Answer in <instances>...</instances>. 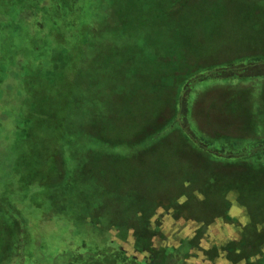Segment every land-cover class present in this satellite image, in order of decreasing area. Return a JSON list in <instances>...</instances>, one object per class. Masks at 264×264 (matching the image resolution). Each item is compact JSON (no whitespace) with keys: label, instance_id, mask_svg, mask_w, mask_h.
I'll list each match as a JSON object with an SVG mask.
<instances>
[{"label":"trees","instance_id":"obj_1","mask_svg":"<svg viewBox=\"0 0 264 264\" xmlns=\"http://www.w3.org/2000/svg\"><path fill=\"white\" fill-rule=\"evenodd\" d=\"M0 6H3L5 13L7 8L18 10L22 15V20L18 23L14 21L15 28H17L14 32L17 31V35L24 42L23 49L16 47L14 41L10 44V47L13 46V52L9 66H2L1 59L4 54L0 53V164L2 168L8 167L11 178L15 180L9 184V188H13L14 183L18 188L9 191L12 200L9 201L6 214L9 212L7 215L11 220L14 216L13 209L25 204L27 205L25 224L30 210L34 209L40 211L41 214H38L39 219H34L33 223L48 221L56 223L65 219L69 226L70 222L78 218V222H89V225L110 224L115 230L120 231V236L119 238L114 237L116 240L109 241L108 245L120 247L123 242L131 238L134 240L131 249L128 251L125 248L119 249L121 251L119 254L134 260L135 254H142L138 251L140 244L148 247L151 244L153 230L150 224L157 212L167 213L171 209V216L180 218L183 213L189 211V206L193 203L188 199L184 203H178L185 193L182 190L178 192L179 197L175 199L170 197V201L165 199L172 185L175 186L170 179L171 172L167 173V187L160 190L159 194H155L154 192L157 191L152 190L140 200L133 202V193L141 188L140 184L143 181L134 180V176L139 173L136 170L147 165L142 161H150L149 156L136 161L139 159L137 157L148 147H165L166 145L170 147L174 141L180 151L190 153L194 157L195 165L201 168L200 175L213 172L220 179L222 177L221 182L233 184L232 187L222 188L224 195L218 196L214 204L206 203V208L201 203H194L197 209L196 214H206L211 220L222 217L230 207L226 196L232 193L236 197L235 204L244 208L250 221L242 231V240L237 248L241 251L251 249L254 254L259 253L260 245L258 242L254 244V235L256 233L255 238H264V201L256 199L264 181V120L262 117L264 110V88L262 87L264 84L260 85L263 82L250 83L251 93L249 91L246 94L243 89L241 94L238 92L232 94V88L229 85H240L247 79L227 74L224 83L218 84L211 82L218 76L210 74L205 77L189 73L181 75L176 66L171 71L160 70L165 91L160 97L150 102L146 99L147 96L154 94L152 90L159 86L152 83L147 84L146 80L142 79L143 75L139 72L134 74L131 67L126 64L127 62H116L115 59L114 66L111 67L113 65L111 63L109 70H103L101 74V84L107 92L103 97L101 110L97 111L88 104L93 98L95 89L83 87L75 93L80 96L77 106L80 103L82 106L79 105L80 109L74 113L69 103L50 99L54 88L52 85H48L49 87L35 85L31 89L26 81L34 79V76L38 74L44 81H52L53 63L58 55L56 50L61 48L70 50L71 46H74L71 43L75 37L77 38L79 31L87 28L92 31L96 30L97 23H89L80 12L83 2L80 0H19V2L0 0ZM3 12H0V17ZM9 23L12 21L10 20ZM55 36H58V39H54ZM28 42L30 45L27 44ZM98 50L93 52L96 53ZM58 56L60 61L63 55L61 53ZM26 70L29 73H26ZM191 79L194 81L188 83ZM40 88L42 89L40 95L47 97L43 101L46 110H42L44 114H36L35 120L31 121L30 115L34 113L29 112L25 105L29 99L27 91L31 89L30 91L39 94ZM224 88H228L231 93L222 90ZM252 93L255 96L251 95ZM219 94L221 97H226L227 101L221 103L226 100L224 99L217 102ZM132 95L137 96L139 100L125 99L128 102L120 100L122 96ZM166 96H170L168 101ZM206 98L211 100L206 101ZM96 99L100 100L98 93ZM198 99L202 100L201 103L204 106L201 109L198 106L199 102L196 103ZM50 103L52 106H49ZM164 103L168 105L166 108L170 114L167 116L164 114L163 117L158 116L155 106ZM141 104H145L147 108L143 126L147 133L135 134L132 118ZM219 108L222 110L220 113ZM214 110L217 112L212 113ZM161 117L162 122H160ZM180 118L185 120L181 121ZM122 133H126L128 138H122ZM136 137L139 138L131 140ZM108 138H112V141ZM103 161L114 164V167H110L103 181L97 179L95 182L92 179L95 177L94 169L86 167L91 166L92 162L101 164ZM131 164L133 181L129 182L131 186L126 187L129 189L127 198L118 201V205L123 207V212H116L114 215L109 212L98 213L97 209L103 206L99 200L102 199L105 203L104 199L108 201L112 197L109 196L112 191L107 188L113 185L109 179L113 177L112 172L121 171L126 176L123 170L129 172L125 166H131ZM81 169H84L83 176H80ZM59 172L66 175L63 177L67 182L56 179L57 175H61ZM84 179L93 182L94 185L99 184L102 189L98 190L100 194L97 193L89 200L87 208L82 212L79 206L84 202L79 200L78 196L85 192L84 187L78 186L73 189L70 197L64 193L68 185L71 189L70 185L74 181ZM245 179H247L246 184L243 182ZM198 181L199 178L197 186ZM131 194L133 197L130 196ZM144 202L151 203L147 206ZM46 208L48 212L44 210ZM30 217L32 218L31 215ZM199 219L198 216L194 218L198 224L204 222ZM223 219L230 218L224 216ZM8 225L9 237L13 238L12 254L13 252L16 254L17 251V264H22L21 251L29 243L26 241L27 237L23 235L25 227L21 226L18 218ZM255 227L256 229L263 227V229L256 232ZM248 228L252 229L250 237L247 233ZM82 244L87 246L84 249L83 245L82 256L70 255L68 251L61 250V248H55L53 256H64V253L66 256L69 255L73 262L69 260L66 264H74V261L82 260V258L84 260L92 258L91 256L95 254V252L92 254L89 252L92 246L84 241ZM47 245L49 244L40 243L38 245L40 254L37 257L31 254L30 260L34 264L37 261L45 264L44 258L49 257L44 253ZM230 245L236 247L235 244ZM254 254L246 257H253ZM96 256L100 259L107 258L102 250L96 253ZM4 258L0 257V264ZM149 260L150 263L155 264L154 260ZM98 263L110 264L109 260L98 261Z\"/></svg>","mask_w":264,"mask_h":264},{"label":"rangeland","instance_id":"obj_2","mask_svg":"<svg viewBox=\"0 0 264 264\" xmlns=\"http://www.w3.org/2000/svg\"><path fill=\"white\" fill-rule=\"evenodd\" d=\"M16 1L19 2V0ZM80 1L83 2V8L80 10L81 14L87 18L86 21L88 20L89 23H97L96 30L92 31L87 28L79 31L77 38L75 37L71 43L74 45L71 46V51L63 48L59 50L54 47L57 49L56 54L60 55L62 53L63 57L59 61L57 55V59L53 63L51 83L47 80L44 81L39 74V77L36 75L34 79L26 81L31 89L35 85L38 87L52 85L54 88L50 94V99L53 101L55 99V101L61 103H69L72 112L80 109L79 105L82 106L81 103L77 106L80 96L75 93H78L83 87L95 89L93 98L88 104L90 107L96 108L97 111L101 110L103 97L107 93L101 84V74L103 70H109L111 63L113 64L111 67L114 66L115 59L116 62H127L126 64L131 67V71L134 74L141 73L143 75L142 79L146 80L147 84L152 83L159 86L154 87L152 90L154 94L147 96L146 99L150 102H152V99L155 100L158 96L160 97L165 91L164 81L160 77V70L164 69L167 72L176 66L181 75L189 73L205 77L210 74L218 76L216 80L211 81L218 84L224 83L227 74L247 79L240 85H229L232 88V94L236 92L241 94L243 89L246 94L249 91L251 93L250 88L252 85L250 83L255 81L263 82L260 85L264 84V0ZM3 11V6H0V12ZM4 13L0 17V37H2V39L0 38V53L4 54L1 59L3 61L2 66H9L13 52V46L10 47V44L16 42V47L24 48L23 39L17 35V31L14 32L17 29L14 21L18 23L22 20V15L18 10H8L7 8L6 13ZM10 20L12 23H9ZM54 39H58V36H55ZM27 44L30 45L29 42ZM59 46L62 47L60 44ZM94 50L98 51L94 53ZM130 62L132 63L129 64ZM127 70L130 72L128 68ZM26 73H29V71L26 70ZM192 81L194 80L191 79L188 83H192ZM30 90L27 91L29 99L25 105L29 112L34 113L30 115L31 121H33L36 114H44L42 110L45 111L46 106H43V101L47 97L40 95L41 88L39 94ZM222 90L230 92L228 88ZM97 93L100 100L96 99ZM251 95L255 96L253 93ZM169 98L170 96L167 97V101ZM125 99L139 100L135 95L122 96L120 100L128 102ZM224 99L226 97H221L219 94L217 102ZM205 100L209 101L211 99L206 98ZM201 101V99L196 101V103L199 102V109L204 107ZM226 101L227 99L221 103ZM49 106H52V104L50 103ZM166 107H168L166 103L155 106L158 116L163 117L164 114L165 116L170 114ZM221 111V108H219L218 112ZM136 112L132 118L135 127L133 133L146 134L147 131L143 127L144 114L147 113L146 105L141 104V106H138ZM216 112L214 110L212 113ZM151 114H153V110H151ZM162 117L160 122H162ZM262 117L264 120V110ZM180 120L184 121L185 119L180 118ZM121 137H127L126 133H122ZM137 138L139 137L129 139L137 140ZM108 139L112 141V138ZM176 146L177 144L173 141L170 147L169 145L165 147H148L145 152L140 153L137 157L139 159H136L138 161L149 156L150 161H142L147 165L144 164V167H139L136 170L139 173L134 176V180L140 179L144 183L141 182V188L134 191L133 202L140 200L142 196L149 194L152 190L157 191L154 192L157 194L160 190L165 189L168 184L167 173L169 172L172 175L170 176L171 182H174L175 186L172 185V188L169 189L170 192L165 195V199L170 201V197L171 199L179 197L178 192L182 190L185 193L178 203H184L187 199L193 201L192 205L189 206V211L183 213L180 218L171 216V209L167 213L158 210L159 212L154 215L151 220L152 224H150V228L153 230L150 246L139 245L138 251L142 254H135L134 260L129 259L126 255L119 254V249L125 248L127 251L131 249L134 244V240L131 238L127 242H123L121 248L108 245L109 241L116 240L114 237L119 238L120 236V231L115 230L110 224L96 223V225H89V222H78V218L70 222L69 226L66 224L65 219L56 223L51 221L33 223L34 219H39L41 212L29 208L32 218L29 215L25 224L24 218L27 217V214H25L27 205L23 204L18 208L15 207L12 212L14 215L12 220L16 221V218H18L21 226L24 225L25 229L22 227L23 235L27 237L26 241L29 242L28 246L22 248L21 251L22 264H31L33 262L30 260L31 254L36 257L40 254L38 252L40 243L49 244L44 249V253L49 256L44 258L45 264H66L69 260L73 262L69 255L66 256L65 253L64 256H53V250L61 248V250L68 251L70 255L79 254L82 256L84 253L83 245L84 249L87 247L82 244L83 241L92 246L89 252L91 254L95 252V254L90 259L84 260L81 257L82 260L74 261V264H99L98 261L108 260L110 264H146L141 261L143 257L147 260H154L155 264H209L202 252L203 254L208 253V251L215 248L221 250L222 246L227 244L240 246L242 240L240 230L243 231L250 221L244 208L235 204V195L228 193L226 196V200L230 204L228 211L222 217L212 220L206 214H196L197 209L194 204L201 203L204 208H206V203L214 204L217 197L223 194L222 188L232 187L233 184L231 182H221L222 177L220 179L213 172L200 175L201 168L195 165L194 157L190 153L180 151ZM110 167H114V164L103 161L101 164L92 162V165L86 168L94 169L95 177H92V179L97 182V179L103 181ZM125 167L129 171L123 170L126 176L119 171V173L112 172L113 177H109L113 185H109L107 188L112 191L109 195L112 197L108 201L104 199L105 203L102 199L99 200V203L103 206L101 205V209H97L98 213L109 212L114 215L116 212H123V207L118 205V201L127 198L129 189L126 187L130 185L129 182L133 181V176H131L132 164ZM134 169L136 168L134 167ZM83 170L81 169L80 176H83ZM219 172L221 173V171ZM59 174L61 175H57L56 179L67 182L66 178L63 177L66 175L63 172H59ZM13 181L15 180L11 178L8 167L2 168L0 164V257H5L1 264H17L18 262L17 251L16 254L14 252L12 254L13 247L11 243L13 238L9 237L8 224H12V220L7 215L9 212L6 214L9 201L12 200L9 191L18 189L15 183L13 188H9V184ZM79 182L83 185L76 184ZM243 182L246 184L247 179ZM78 186L84 187L85 190L82 195L78 196V199L84 202L79 206L83 212L87 208L89 200L94 198L97 193L100 194L99 191L102 188L99 184L94 185L93 182L84 179L74 181L70 185L71 189L68 185L64 194L70 197L72 190ZM154 187L156 188L154 189ZM133 194L130 196L133 197ZM152 195L154 194L152 193ZM257 195V200L264 201V181ZM144 203L146 204V202ZM150 203L147 202L146 205L149 206ZM44 210L48 212L47 208ZM77 212L80 213V211ZM196 216L204 222L201 224L196 223L197 221L194 220ZM224 216L230 219L224 220ZM261 229L263 227L257 229L255 227L256 232ZM247 233L250 237L252 229L248 228ZM255 236L256 233L254 244L258 242L260 245L264 238H255ZM101 250L106 253L107 258L100 259L96 256V253ZM243 251L241 253H244L245 256L254 254L251 249H244ZM219 256L221 258H215L210 264H228L224 259L225 254L220 253ZM254 256L248 257L247 264H255L257 257L254 258ZM35 264H42V262L37 261Z\"/></svg>","mask_w":264,"mask_h":264},{"label":"flooded vegetation","instance_id":"obj_3","mask_svg":"<svg viewBox=\"0 0 264 264\" xmlns=\"http://www.w3.org/2000/svg\"><path fill=\"white\" fill-rule=\"evenodd\" d=\"M242 233V230H240V234ZM211 252V254H210ZM201 253V252H200ZM225 254V262L228 264H247V259L244 255V253H241V250L237 247L228 244L227 246H222V249L219 248L212 249L211 251H208V253L202 252V255L207 258V262H213L215 258H221L219 254ZM257 257V258H256ZM256 258L255 264H264V242L261 241L260 247H259V253L254 256ZM141 261H144L146 264L150 263V260H147L143 257ZM250 264V263H249Z\"/></svg>","mask_w":264,"mask_h":264}]
</instances>
